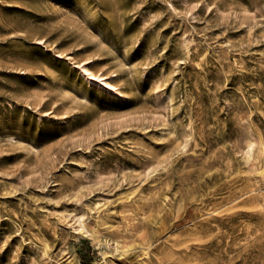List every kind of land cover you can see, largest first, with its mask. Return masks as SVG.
Returning a JSON list of instances; mask_svg holds the SVG:
<instances>
[{
	"label": "rangeland",
	"instance_id": "374dc122",
	"mask_svg": "<svg viewBox=\"0 0 264 264\" xmlns=\"http://www.w3.org/2000/svg\"><path fill=\"white\" fill-rule=\"evenodd\" d=\"M0 264H264V0H0Z\"/></svg>",
	"mask_w": 264,
	"mask_h": 264
}]
</instances>
